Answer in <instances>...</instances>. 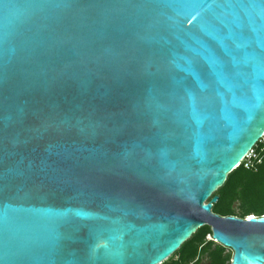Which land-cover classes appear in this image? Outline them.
Here are the masks:
<instances>
[{
    "label": "water",
    "instance_id": "1",
    "mask_svg": "<svg viewBox=\"0 0 264 264\" xmlns=\"http://www.w3.org/2000/svg\"><path fill=\"white\" fill-rule=\"evenodd\" d=\"M264 135V0H0V264H161Z\"/></svg>",
    "mask_w": 264,
    "mask_h": 264
},
{
    "label": "trees",
    "instance_id": "2",
    "mask_svg": "<svg viewBox=\"0 0 264 264\" xmlns=\"http://www.w3.org/2000/svg\"><path fill=\"white\" fill-rule=\"evenodd\" d=\"M260 147L258 142V150ZM255 162L253 168L242 162L228 174L225 183L213 193L219 196L213 205L214 212L240 217L264 215V152L259 153ZM211 237L210 225L199 227L161 264H231L232 250Z\"/></svg>",
    "mask_w": 264,
    "mask_h": 264
},
{
    "label": "built area",
    "instance_id": "3",
    "mask_svg": "<svg viewBox=\"0 0 264 264\" xmlns=\"http://www.w3.org/2000/svg\"><path fill=\"white\" fill-rule=\"evenodd\" d=\"M259 142L261 143L260 149L258 150L257 143L255 147L252 148L249 153L242 159L241 163L244 162V164L249 167L254 160L259 158V153L264 152V135Z\"/></svg>",
    "mask_w": 264,
    "mask_h": 264
},
{
    "label": "flooded vegetation",
    "instance_id": "4",
    "mask_svg": "<svg viewBox=\"0 0 264 264\" xmlns=\"http://www.w3.org/2000/svg\"><path fill=\"white\" fill-rule=\"evenodd\" d=\"M256 166V162H255V160L252 162V164L250 165V167L249 168H253V167H255Z\"/></svg>",
    "mask_w": 264,
    "mask_h": 264
},
{
    "label": "rangeland",
    "instance_id": "5",
    "mask_svg": "<svg viewBox=\"0 0 264 264\" xmlns=\"http://www.w3.org/2000/svg\"><path fill=\"white\" fill-rule=\"evenodd\" d=\"M202 264H205V263H202Z\"/></svg>",
    "mask_w": 264,
    "mask_h": 264
}]
</instances>
